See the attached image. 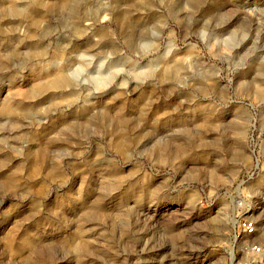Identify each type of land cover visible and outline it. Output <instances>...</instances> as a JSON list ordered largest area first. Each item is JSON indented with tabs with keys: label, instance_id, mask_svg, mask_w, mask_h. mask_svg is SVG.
Returning <instances> with one entry per match:
<instances>
[{
	"label": "rangeland",
	"instance_id": "1",
	"mask_svg": "<svg viewBox=\"0 0 264 264\" xmlns=\"http://www.w3.org/2000/svg\"><path fill=\"white\" fill-rule=\"evenodd\" d=\"M258 8L0 0V264H264Z\"/></svg>",
	"mask_w": 264,
	"mask_h": 264
},
{
	"label": "built area",
	"instance_id": "2",
	"mask_svg": "<svg viewBox=\"0 0 264 264\" xmlns=\"http://www.w3.org/2000/svg\"><path fill=\"white\" fill-rule=\"evenodd\" d=\"M238 235H243L247 238L254 237L258 232V222L250 217H244L236 222ZM251 251L259 255L262 252L261 246H253Z\"/></svg>",
	"mask_w": 264,
	"mask_h": 264
},
{
	"label": "bare ground",
	"instance_id": "3",
	"mask_svg": "<svg viewBox=\"0 0 264 264\" xmlns=\"http://www.w3.org/2000/svg\"><path fill=\"white\" fill-rule=\"evenodd\" d=\"M234 3L237 4L238 8L241 6H244V7L245 6H253V8L256 10L255 12H257V15L259 16L260 15V12H259L260 9L258 8V6H260V4H262V3H264V0H234ZM230 15H231L230 13H226V14L220 16L217 20L218 23L220 25H224L226 23V21L229 20ZM219 24H218V27L220 26ZM245 27H246V25H244V24L240 25V29H242V31H245V29H246Z\"/></svg>",
	"mask_w": 264,
	"mask_h": 264
}]
</instances>
